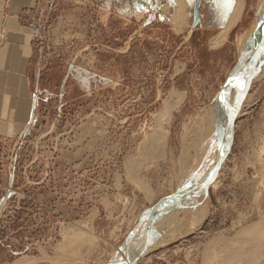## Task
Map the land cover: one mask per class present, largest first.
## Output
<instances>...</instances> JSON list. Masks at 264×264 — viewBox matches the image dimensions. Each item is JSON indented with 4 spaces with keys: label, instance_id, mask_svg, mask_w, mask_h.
Wrapping results in <instances>:
<instances>
[{
    "label": "rangeland",
    "instance_id": "374dc122",
    "mask_svg": "<svg viewBox=\"0 0 264 264\" xmlns=\"http://www.w3.org/2000/svg\"><path fill=\"white\" fill-rule=\"evenodd\" d=\"M261 2L214 46L236 0L41 1L38 118L8 145L0 264L258 257L237 232L264 221Z\"/></svg>",
    "mask_w": 264,
    "mask_h": 264
},
{
    "label": "crops",
    "instance_id": "0c3cea01",
    "mask_svg": "<svg viewBox=\"0 0 264 264\" xmlns=\"http://www.w3.org/2000/svg\"><path fill=\"white\" fill-rule=\"evenodd\" d=\"M41 1L0 0V180L8 145L24 138L38 118L40 75L30 23L36 21Z\"/></svg>",
    "mask_w": 264,
    "mask_h": 264
},
{
    "label": "bare ground",
    "instance_id": "6f19581e",
    "mask_svg": "<svg viewBox=\"0 0 264 264\" xmlns=\"http://www.w3.org/2000/svg\"><path fill=\"white\" fill-rule=\"evenodd\" d=\"M262 2V5L264 4V0H261ZM260 3V2H259ZM175 5H176V9H180V8H182L183 7V5H184V0H175ZM242 7H243V0H236V4H235V7H234V10H233V14H232V17H231V19H230V21H229V23L227 24V27H226V29H224L222 32H220V34H222V33H224L223 35H221V36H219V37H214L213 39H212V45H214V46H216V45H218L221 41H223V39L225 38V35H226V33H227V31L229 30V28L236 22V20H238V18H239V16H240V13H241V11H242ZM263 7V6H262ZM262 12L260 11L259 13H258V16L260 17V15H261V17H260V23H259V30L262 28V27H264V9H263V13L261 14ZM255 27V26H254ZM249 33H251V32H249ZM244 38V37H243ZM222 43V42H221ZM240 44V43H239ZM253 46V45H252ZM255 47H256V45L253 47V49L255 50ZM252 53L253 52H251V56H252ZM249 58H250V56H249ZM249 61H247V63H248ZM177 69V68H176ZM233 78V76L229 79V82L231 81V79ZM233 97V96H232ZM183 99V95L182 96H178V95H176V101L178 102V100L179 101H181ZM166 105H168V104H166ZM165 108V107H164ZM215 108V107H214ZM216 109V108H215ZM212 112V111H211ZM215 112V111H214ZM215 115H216V113H215ZM214 116V115H213ZM212 118V117H211ZM215 118V117H214ZM212 120V119H211ZM209 122H211V121H209ZM214 122V121H213ZM214 123H212V125H213ZM209 129V128H208ZM209 131V130H208ZM164 133V134H163ZM163 133H156L155 134V136L154 137H157L156 139H155V141L154 142H158V143H163V141H164V138H165V132L163 131ZM223 133V132H222ZM206 135V134H205ZM164 137V138H163ZM206 138V137H205ZM153 141H151V142H149V143H147V144H145V143H143L142 144V148H144V147H147L146 149H148L149 147H151L152 146V144L154 143ZM213 144V143H212ZM163 146V148H164V144L162 145ZM207 146V145H206ZM199 148V147H198ZM146 149H144L143 150V152L146 150ZM210 152V151H209ZM210 154V153H209ZM203 155V154H202ZM201 157V156H200ZM211 165V164H210ZM201 172V171H200ZM199 173V172H198ZM200 175V174H199ZM197 178V177H196ZM195 180V179H194ZM197 180V179H196ZM195 182V181H194ZM207 182V181H206ZM205 182V183H206ZM190 184V183H189ZM188 186V185H187ZM215 186V185H214ZM198 189H199V187H197ZM197 188L195 189V190H197ZM201 188V187H200ZM193 191H194V189H193ZM193 193V192H192ZM191 193V194H192ZM194 194V193H193ZM188 196V195H187ZM176 198V197H175ZM173 201V200H172ZM178 202V201H177ZM189 202V201H188ZM175 205V204H174ZM171 206H173V205H171ZM205 206V205H204ZM170 207V206H169ZM162 209V208H161ZM165 209V208H164ZM201 209H203L202 207H201ZM160 210V209H159ZM167 210V209H166ZM157 213H158V210H157ZM163 213V212H162ZM200 213H201V211H200ZM159 215L161 214L160 212L158 213ZM195 215V214H194ZM197 217V216H196ZM162 221V220H161ZM159 222V221H158ZM172 222V221H171ZM160 224V223H159ZM156 226V225H155ZM158 227V226H157ZM158 229V228H157ZM255 229H258V236H255V235H251V233L253 232V230H255ZM67 230V229H66ZM72 230V231H71ZM70 230V228H68V231H66V234L67 233H69L70 234V236H71V234H73V233H70L69 231H71V232H74L73 231V228ZM80 232V231H79ZM78 232V233H79ZM74 233H76V231L74 232ZM87 233V232H86ZM256 233V232H255ZM77 234V233H76ZM79 234H84V233H79ZM253 234V233H252ZM86 235V234H85ZM84 235V236H85ZM237 235H238V237H239V239H240V237L242 238V237H244V240H243V238H242V240L243 241H245V239L246 240H248L251 244L249 245L248 244V242L247 241H245V242H247V244H248V247L249 246H251L252 244L256 247V248H264V221H259V222H256V223H254V224H252V225H250V226H247V227H243L239 232H237ZM256 235H257V233H256ZM72 236H74V235H72ZM80 236V235H79ZM87 238H88V240L90 239V237H89V235H87L86 236ZM237 237V236H236ZM81 238V237H80ZM85 238V237H84ZM82 239V238H81ZM86 239V238H85ZM78 240V239H77ZM213 241H215V240H213ZM217 241V240H216ZM243 241H241V242H243ZM85 242H87V240L85 241ZM240 242V241H239ZM88 243H89V241L86 243L87 245H88ZM235 243V242H234ZM238 243V242H237ZM217 244V243H216ZM231 244V242L229 243V245ZM232 245V244H231ZM244 245H245V243H244ZM82 246H85V245H82ZM81 246V247H82ZM235 246V245H234ZM246 246V245H245ZM253 246V247H254ZM210 247V246H209ZM236 247H237V245H236ZM242 247V246H241ZM252 247V246H251ZM250 247V248H251ZM85 248V247H84ZM233 248V247H232ZM238 248H240V246H238ZM148 249H150V248H148ZM220 249V248H219ZM234 249V248H233ZM260 249H256V250H259L260 251ZM82 250V249H81ZM248 252L250 253V250L251 249H249L248 248ZM256 250H254V251H256ZM264 250V249H263ZM262 250V251H263ZM242 251H244V249L242 250ZM258 251V252H259ZM262 251H260L259 252V254H258V257H259V259H258V257L256 258L255 256H254V254L255 253H253V257L251 258V257H249L247 254H245L246 255V257L248 256L249 258H250V260L248 259L247 260V258L244 260L243 259V252H241V250L240 251H238L237 249H235V250H233V251H231V253H228V254H224L223 256H222V258H220V259H218L217 258V260H216V262L214 263V261H213V263L214 264H233L234 262H235V264H264V253L262 254ZM257 252V251H256ZM264 252V251H263ZM219 253V252H218ZM251 254H252V252H251ZM250 254V255H251ZM215 255V254H214ZM256 255V254H255ZM220 256V255H219ZM257 256V255H256ZM245 258V257H244Z\"/></svg>",
    "mask_w": 264,
    "mask_h": 264
},
{
    "label": "built area",
    "instance_id": "2783aa9c",
    "mask_svg": "<svg viewBox=\"0 0 264 264\" xmlns=\"http://www.w3.org/2000/svg\"><path fill=\"white\" fill-rule=\"evenodd\" d=\"M31 33L34 39H37L42 33V25L40 20H36L30 23Z\"/></svg>",
    "mask_w": 264,
    "mask_h": 264
},
{
    "label": "snow or ice",
    "instance_id": "6c2138e0",
    "mask_svg": "<svg viewBox=\"0 0 264 264\" xmlns=\"http://www.w3.org/2000/svg\"><path fill=\"white\" fill-rule=\"evenodd\" d=\"M237 84L239 85L240 84V81L237 79Z\"/></svg>",
    "mask_w": 264,
    "mask_h": 264
}]
</instances>
